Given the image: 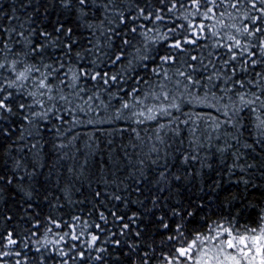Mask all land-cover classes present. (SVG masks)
Here are the masks:
<instances>
[{
	"label": "snow or ice",
	"instance_id": "obj_1",
	"mask_svg": "<svg viewBox=\"0 0 264 264\" xmlns=\"http://www.w3.org/2000/svg\"><path fill=\"white\" fill-rule=\"evenodd\" d=\"M0 264H264V0H0Z\"/></svg>",
	"mask_w": 264,
	"mask_h": 264
}]
</instances>
